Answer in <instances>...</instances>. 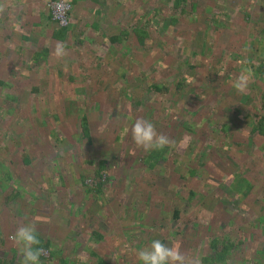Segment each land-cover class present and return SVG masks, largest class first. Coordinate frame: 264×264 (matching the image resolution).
<instances>
[{
	"label": "rangeland",
	"instance_id": "1",
	"mask_svg": "<svg viewBox=\"0 0 264 264\" xmlns=\"http://www.w3.org/2000/svg\"><path fill=\"white\" fill-rule=\"evenodd\" d=\"M76 1L64 28L54 0H0V176L23 183L10 200L14 182L0 185V258L22 264L11 237L31 223L51 243L40 264H141L157 239L201 264H264V135L250 136L264 117V0ZM131 12L153 31L175 19L171 45H112ZM137 119L175 143L137 148Z\"/></svg>",
	"mask_w": 264,
	"mask_h": 264
},
{
	"label": "clouds",
	"instance_id": "2",
	"mask_svg": "<svg viewBox=\"0 0 264 264\" xmlns=\"http://www.w3.org/2000/svg\"><path fill=\"white\" fill-rule=\"evenodd\" d=\"M2 11L3 6H0V12ZM55 54L57 57H62L65 54L64 47L57 45ZM253 76L252 67H244L232 87L238 93L246 92ZM131 137L136 147L145 152L162 150L175 143L169 137L158 134L153 123L144 119L135 121L131 128ZM11 238L23 257L22 264H40L44 249L41 247V239L34 224L18 227ZM137 255L141 264H201L197 257L185 255L178 246H169L158 239L153 240L150 246L139 250Z\"/></svg>",
	"mask_w": 264,
	"mask_h": 264
},
{
	"label": "trees",
	"instance_id": "3",
	"mask_svg": "<svg viewBox=\"0 0 264 264\" xmlns=\"http://www.w3.org/2000/svg\"><path fill=\"white\" fill-rule=\"evenodd\" d=\"M9 1H12V0H8ZM54 1H58V0H54ZM74 3H76L77 1L76 0H73ZM73 2L72 5H73ZM183 2V1H182ZM182 2H180L179 0H177L175 3L173 2V5L174 7L176 6H179L182 4ZM5 3V1H4ZM162 5V3L158 2L157 5ZM168 4V2H167ZM156 6V5H155ZM164 7V6H163ZM157 9V8H156ZM164 9H168L167 5L164 7ZM158 11V10H157ZM132 13V12H131ZM165 18V19H164ZM171 18L172 17H167L166 16H163L162 19H156V20H160L162 22V26H163V29L159 28V30L157 31H153L152 28H146L144 23L141 25V22L139 23V20H136L135 21V17H134V14L132 13V16H131V21L130 22V27H131V31L130 30H127L125 29V31L120 34V35H115V36H110L109 37V40L111 41L112 45H116V44H120L122 39L121 37L123 36V38H126V39H129L130 43L129 44H132V45H140V43H142L143 46H148L147 49H150V48H154V43L155 42H166L168 44V46H170L171 44L169 43L168 39L166 38H163L162 35L164 36L166 33H171V29H172V25L171 23L175 22L176 20L175 19H172L171 21ZM155 20V21H156ZM150 21V20H149ZM155 21H154V24H155ZM71 23V20H70V16H69V24ZM134 23V24H132ZM157 24V23H156ZM153 27V26H152ZM65 28V27H64ZM63 29V28H62ZM61 29V30H62ZM65 30V29H64ZM173 37V36H172ZM178 39H181V37L179 36ZM147 40H150L147 41ZM141 46V45H140ZM134 47V46H133ZM132 47V48H133ZM46 52H49V50H45ZM135 61V59H134ZM260 70V75H261V72L264 73V69L261 67L259 68ZM154 89H156V91L160 92H166L168 91V87H161V86H155ZM264 108V107H263ZM264 135V117H262L260 119V121H257L256 124L253 126L252 130H251V133H250V136L252 138H254V136H263ZM24 163L25 164H31L32 162V159L31 157H29L28 155H25V158L23 159ZM165 162V158L164 159H160L159 160V163H163ZM104 164H107L106 161H103L102 162V170L105 168V165ZM197 169H194V171L192 170L191 173H195ZM199 170L202 171V168H200ZM198 171V170H197ZM18 172V171H17ZM189 173V172H188ZM188 173H184V174H181L179 175V177L181 179H184V177H186V174ZM18 173H14L12 172L11 170L8 171L7 174H3L2 176H0V185L1 187H7L9 184V182H14V184H12V186L9 187V190L7 191V195H6V199L7 200H10L16 196H20L22 195L21 192H20V189L18 187H15V184L16 183H22L21 181H19L18 178H20V175L17 176ZM22 177V176H21ZM241 178L240 180V187L242 188H246V184H249L248 181H245L244 182V177L242 175L239 176ZM15 178V179H14ZM239 182V181H238ZM237 182V183H238ZM23 184V183H22ZM38 184V183H37ZM39 185V184H38ZM237 185V184H236ZM250 185V184H249ZM34 189H36V187H34ZM25 192V191H23ZM34 192V191H33ZM190 195H194L193 192H190ZM51 243L50 241L45 240L44 239H41V247H43V249H47V250H50L52 249L51 248ZM217 242L216 240H214L213 242V247L216 249L217 253L216 254H221V255H225L227 258H229V251H228V245H225L223 244V250L222 252H220V250L218 251V248H217ZM225 245V246H224ZM220 252V253H219ZM42 259H44V255L42 254V256L40 257ZM230 259V258H229ZM214 262V260H212ZM64 264H67L66 260L63 261ZM0 264H16L15 260H11V261H4L3 258H0ZM97 264H109L108 262L100 259Z\"/></svg>",
	"mask_w": 264,
	"mask_h": 264
},
{
	"label": "built area",
	"instance_id": "4",
	"mask_svg": "<svg viewBox=\"0 0 264 264\" xmlns=\"http://www.w3.org/2000/svg\"><path fill=\"white\" fill-rule=\"evenodd\" d=\"M72 5L68 0H58L51 4L52 16L59 26H69V13Z\"/></svg>",
	"mask_w": 264,
	"mask_h": 264
}]
</instances>
